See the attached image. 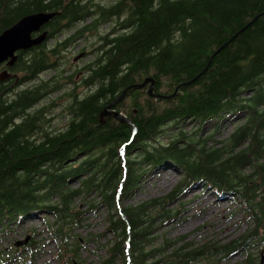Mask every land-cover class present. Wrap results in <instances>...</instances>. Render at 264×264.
<instances>
[{"label":"trees","instance_id":"1","mask_svg":"<svg viewBox=\"0 0 264 264\" xmlns=\"http://www.w3.org/2000/svg\"><path fill=\"white\" fill-rule=\"evenodd\" d=\"M38 10L60 11L45 26L48 38L20 50L10 70L21 75L0 80V231L41 213L48 237L59 242L61 264H75L74 257L89 264L80 258L85 242L72 229L89 225L86 213L103 207L112 238L104 243L102 233L91 232L85 238L103 248L97 264H127L129 257L130 264H222L216 256L235 251L245 255L237 264H263L264 0H0V33ZM88 17L73 35L118 20L85 64L91 91L74 93L68 123L49 129L39 104L58 84L35 82L56 66L57 48L47 40ZM147 76L155 78L156 93L197 78L170 98L151 95L148 85L129 87L113 106L125 118L100 120L107 103ZM227 120L233 127L223 134ZM189 123L198 128L184 129ZM126 143L137 152L123 166ZM157 166L174 168L179 183L125 203ZM198 182L239 206L247 226L231 240L200 244L190 233L169 235L167 226L186 215L175 202L184 186ZM18 252L0 248V264Z\"/></svg>","mask_w":264,"mask_h":264},{"label":"rangeland","instance_id":"2","mask_svg":"<svg viewBox=\"0 0 264 264\" xmlns=\"http://www.w3.org/2000/svg\"><path fill=\"white\" fill-rule=\"evenodd\" d=\"M93 1L108 5L117 0ZM91 20L92 18L88 17L86 20L77 21L70 27L63 29L61 33L47 40L49 44H54L57 48L54 58L56 66L43 71L35 82L52 79V83L58 84L57 88L47 93L39 104L44 106V111L46 110L49 119L46 124L49 129H59L68 123L72 116L68 106L73 101L74 96L76 97L74 93L81 98L91 91L92 87L90 88L84 83L85 74L83 70L85 64L99 53L100 35L111 31L118 18L103 22L96 29H93V27L90 32L86 30L85 33L84 27L82 32L73 35L78 28L85 26V23ZM65 39L68 40V44L63 46L60 43ZM84 50L85 55H83ZM79 54L81 55L79 56ZM15 72L21 75L19 71ZM21 86L22 84L18 85V88ZM184 127L188 131L198 128L196 123H189ZM232 127L231 122L227 120L221 130H223V134H227ZM208 130H210L208 127L205 128L202 134L206 135ZM136 152L137 150L130 148L127 143L121 147L123 166L128 164L129 158L132 159ZM180 178V173L174 168L170 166L158 168L157 166L151 171L150 177L145 178L144 183L137 189V192L124 202L128 203L150 195L165 193L173 189L179 183ZM123 184L122 182L121 187ZM184 187L185 189L180 194L181 198L175 202V206L182 204V208L184 206L186 209V215L180 221H173L167 226L169 235L177 236L183 233H190L189 237H193L195 242L197 241L200 244L207 241L224 243L246 228L247 224L239 206L233 203L229 196H219L213 188H204L200 182L191 183L189 186L186 185ZM81 208H86L85 203L81 204ZM86 216L90 224L82 226L74 224L72 230L81 238L83 244L85 242V245L80 249V258L82 260L85 259L89 264H97L99 255L103 253V248L99 246L96 240L86 241L85 238L89 236L90 232L92 234L102 233L103 235L99 238L101 242L105 243L112 238L113 233L106 230V211L103 207L96 212H87ZM45 225L46 223L41 213H36L16 224H12L9 227V231H0V248H5L7 252L19 248L17 255L13 259L11 258L12 260L6 261L5 264H61V259L58 255V252H61L59 242L57 239L48 237ZM33 236L35 238L34 241H36L33 246L23 249L22 247L28 245ZM19 240L23 241V243L17 244ZM129 242L130 239L127 241V246L130 248ZM254 251L259 252L257 248H254ZM261 254L264 264V248ZM129 256L131 255L129 254ZM223 256L225 255L216 256L217 259L221 258L220 263L237 264L245 255L241 251H235L227 254L226 258ZM74 258L79 261L76 257ZM129 261L130 258L127 259V264H130ZM197 264H206V262L203 260Z\"/></svg>","mask_w":264,"mask_h":264},{"label":"water","instance_id":"3","mask_svg":"<svg viewBox=\"0 0 264 264\" xmlns=\"http://www.w3.org/2000/svg\"><path fill=\"white\" fill-rule=\"evenodd\" d=\"M59 12H60L59 10H38V11L27 13V14L23 15L22 17H20L12 25L5 28L0 33V65L3 63H5L7 65V67L0 70V80H7V79L11 78L12 76L17 75L16 72H13L12 70H10V67L13 66L15 64V62L17 61V59L19 57L20 50H26V49H29L35 45H38V44H41L42 42H44L48 38V35H49V30L47 28H45V26ZM263 12L264 11L260 12L259 14H261ZM259 14H257V15H259ZM251 21H249L246 25H248ZM246 25H244L238 32H240ZM233 37H234V35L231 38H233ZM228 41H226L221 47H224ZM219 49H217L213 53V55ZM80 55L81 54H79V56ZM212 56H211V58H212ZM209 61L211 62V60H209ZM209 61H208V63H209ZM207 64H206V66H207ZM197 77H195V78L193 77V78H190L188 80L181 82L176 87L175 92L156 93L155 92V78L153 76H147L142 82H137V83H134V84H131V85H128L127 87H125L113 100H111L109 103H107L101 112L100 120H106L105 115H110V114H114L116 117L121 118V119L125 118V116H126L125 113L113 108V106L115 105V103L119 99H121L122 97L125 96L126 90L129 87H133V86L134 87H142V86L148 85V92L151 95L156 96V97L170 98V97H173L174 94L177 93V91L179 90V88L181 86L191 82L193 79H196ZM22 243H23V241H21V240L17 241V244H22ZM74 263L75 264H82L81 262H79L76 259L74 260Z\"/></svg>","mask_w":264,"mask_h":264},{"label":"flooded vegetation","instance_id":"4","mask_svg":"<svg viewBox=\"0 0 264 264\" xmlns=\"http://www.w3.org/2000/svg\"><path fill=\"white\" fill-rule=\"evenodd\" d=\"M59 33H61V31H60ZM56 35H57V33H56ZM83 55H85V50H84V54H83ZM4 65H5V64H3V65L0 67V69H1V68H3V67H4ZM83 71H84L83 73L85 74V68H84V70H83Z\"/></svg>","mask_w":264,"mask_h":264}]
</instances>
